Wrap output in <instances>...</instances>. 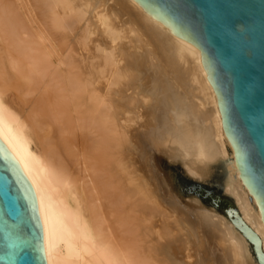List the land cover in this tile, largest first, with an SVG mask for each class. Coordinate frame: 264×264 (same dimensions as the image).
I'll list each match as a JSON object with an SVG mask.
<instances>
[{"label":"bare ground","instance_id":"obj_1","mask_svg":"<svg viewBox=\"0 0 264 264\" xmlns=\"http://www.w3.org/2000/svg\"><path fill=\"white\" fill-rule=\"evenodd\" d=\"M124 1L127 18L105 0H0V135L34 189L47 264H169L162 241L181 225L137 180L128 154L132 123L153 110L162 133L149 136L156 152L192 176L218 168L225 177L235 219L198 198L192 205L229 257L264 264V215L226 133L204 53L152 6ZM76 8L98 20L93 44L77 36Z\"/></svg>","mask_w":264,"mask_h":264},{"label":"water","instance_id":"obj_2","mask_svg":"<svg viewBox=\"0 0 264 264\" xmlns=\"http://www.w3.org/2000/svg\"><path fill=\"white\" fill-rule=\"evenodd\" d=\"M140 1L204 53L226 133L264 215V0ZM0 264H47L34 189L1 135Z\"/></svg>","mask_w":264,"mask_h":264},{"label":"rangeland","instance_id":"obj_3","mask_svg":"<svg viewBox=\"0 0 264 264\" xmlns=\"http://www.w3.org/2000/svg\"><path fill=\"white\" fill-rule=\"evenodd\" d=\"M105 2L119 10L124 18L128 17V5L124 0H105ZM76 9L79 18L77 36L93 44L98 36V20L90 12ZM172 57V52L164 47L161 59L166 71L174 80L178 69ZM142 115L132 123L128 154L136 167L137 180L150 192L157 205L171 218L177 219L181 225V233L162 241L168 263L235 264L233 256L229 257L220 233L208 225L207 220L192 205V199L198 198L207 208L215 209L230 219H235L234 215L228 213L232 210L234 212L235 203L233 198L224 191L225 177L219 175L218 168L204 178L192 176L182 162L156 152L157 149L149 144V136L162 135L158 131L159 116L154 110ZM211 177L216 178L218 183L211 181ZM211 184L216 187L214 188ZM184 239L187 240L188 248L186 247L185 253H181L177 245ZM250 248L256 258L258 253L254 245H250Z\"/></svg>","mask_w":264,"mask_h":264}]
</instances>
